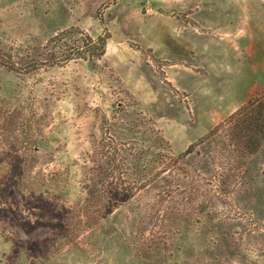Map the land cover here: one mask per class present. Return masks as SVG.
I'll use <instances>...</instances> for the list:
<instances>
[{"label": "rangeland", "instance_id": "374dc122", "mask_svg": "<svg viewBox=\"0 0 264 264\" xmlns=\"http://www.w3.org/2000/svg\"><path fill=\"white\" fill-rule=\"evenodd\" d=\"M251 100L264 0H0V264H264V135L232 167L198 145Z\"/></svg>", "mask_w": 264, "mask_h": 264}, {"label": "trees", "instance_id": "16d2710c", "mask_svg": "<svg viewBox=\"0 0 264 264\" xmlns=\"http://www.w3.org/2000/svg\"><path fill=\"white\" fill-rule=\"evenodd\" d=\"M74 32L76 31H67L63 35H71ZM84 38H86L83 45L84 47L76 49V52L79 53V56L84 59L89 58V61H92L94 56L104 54L106 38L99 37L96 41L92 40L88 36H85ZM23 129L28 131V127L24 124ZM263 135L264 108L262 107V101L260 100L257 102L256 100H251L248 105L240 108L236 114L232 115L227 122L218 125L214 130H212L211 133L203 138L198 145H202V147L205 148L204 150L206 153H213L214 157L222 159L223 155H228V158L230 159H228L227 165L229 167H232L231 163L234 160L237 162L238 159L244 157L246 153L250 152V148L257 146L259 142L258 136L263 137ZM206 143H208V145H206ZM21 144L23 148H19V150L22 149V151L24 152H29L28 150L24 149V145L26 146L28 144L26 138H23ZM191 152L192 148L188 152L176 158L174 161L178 163L182 158H187L188 155L191 154ZM171 163L175 164L174 162ZM15 166L17 168L16 171L19 172V175L16 174V177L14 173V177L10 176L8 179L10 181L6 183V185L10 184L11 188H16L17 186H19L22 181V176L26 172L25 169L27 168L26 161L19 162L18 164H15ZM166 166H170V168H173L172 165ZM196 172L197 171H190L186 169V173H184V171L182 173L186 174V176L190 178L191 176H198L196 175ZM193 180L195 181L196 179ZM88 194H90V196H88V198L83 201V203L80 205L79 210H75L76 208L74 206H69V210L66 211L67 214L77 211L78 217H83L85 219L84 222L79 220L77 221V223H75L80 226L95 225L97 223L96 218L98 216H102L99 215L100 210L105 211L107 208L108 211H110V207L108 206L109 203L112 207L111 202H107V200H109L111 197L104 195L103 199H101L100 195H97L96 191H90ZM118 195L119 197L115 199L113 206H116L118 202H125L131 197L128 196L125 190L118 191ZM204 206L205 205H202V207ZM113 209H115V207Z\"/></svg>", "mask_w": 264, "mask_h": 264}]
</instances>
